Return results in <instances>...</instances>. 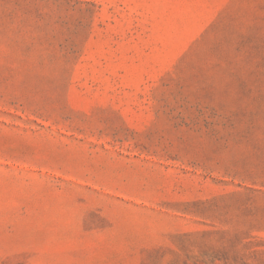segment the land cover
<instances>
[{"label": "rangeland", "instance_id": "1", "mask_svg": "<svg viewBox=\"0 0 264 264\" xmlns=\"http://www.w3.org/2000/svg\"><path fill=\"white\" fill-rule=\"evenodd\" d=\"M0 264H264V0H0Z\"/></svg>", "mask_w": 264, "mask_h": 264}]
</instances>
